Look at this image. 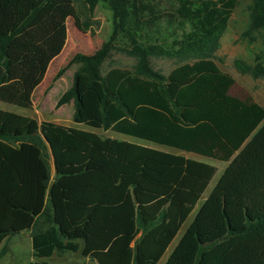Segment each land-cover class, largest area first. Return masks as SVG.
Returning <instances> with one entry per match:
<instances>
[{"label":"trees","instance_id":"obj_1","mask_svg":"<svg viewBox=\"0 0 264 264\" xmlns=\"http://www.w3.org/2000/svg\"><path fill=\"white\" fill-rule=\"evenodd\" d=\"M240 1L0 0L1 103L31 108L65 48L67 20L85 29L76 4L91 14L104 3L109 40L73 57V85L57 105L73 101L76 124L231 161L165 264H264V108L233 95L236 80L214 61ZM161 22L182 31L168 47L151 42ZM250 31L264 42V0H252ZM120 42L134 70L103 73ZM151 57L192 61L164 75ZM235 67L264 78L261 63ZM216 172L184 155L0 109V253L30 231L31 264L66 253L98 264H158Z\"/></svg>","mask_w":264,"mask_h":264},{"label":"rangeland","instance_id":"obj_2","mask_svg":"<svg viewBox=\"0 0 264 264\" xmlns=\"http://www.w3.org/2000/svg\"><path fill=\"white\" fill-rule=\"evenodd\" d=\"M78 14L80 16L81 24L85 27L80 30L75 25L73 19L67 20V41L64 50L59 54L50 64L47 75H45L44 83L34 93L32 97L33 105L29 109L17 108L14 105L5 104L9 107L8 110L23 116H30L37 119L39 124L43 122H54L66 127H77L83 131L95 132L104 138L120 139V140H133L136 143L147 145L150 148H155L163 151H168L173 154L184 155L193 160L205 162L213 165L217 172L211 180L209 187L205 194H203L198 206L194 213L189 216L185 222L182 232L185 233L188 226L193 221L199 208L205 202L208 195L211 194L215 188L218 179L222 173L226 171L231 161L221 162L213 158H206L203 156L194 155L193 153L182 152L171 149L167 146H160L148 141L139 140L126 135L118 134L116 132L95 129L82 124L73 122L74 116V103L73 101L64 106H58L59 98L72 87L73 76L78 69L77 64L67 66L73 57L77 54L92 55L94 54L104 42L109 40L113 31L112 18L109 8L104 3H99L93 13L87 12V7L81 3H77ZM252 0H241L235 9L233 16H231L228 28L220 39L219 47L214 53V61L219 66V69L231 75L236 80L235 85L231 89V93L240 98H251L255 102L262 105L264 108V78H254L250 75L242 74L235 67V61L247 65H255L261 63L264 66V42L262 37L257 32L250 31V17H251ZM182 31L178 23L167 24L161 22L160 26L152 31L151 42L152 44H162L166 47L172 45L174 40L179 39ZM124 44L118 43V50H115L109 59H106L102 65L103 73L108 72L112 68H121L133 71L136 65V59L130 55L121 52L119 49ZM192 61L191 59H177L170 57H151L150 62L152 67L168 75L170 71L186 62ZM66 71L63 76H58L61 69L65 67ZM52 171V169H51ZM30 231L26 232L20 241L9 243L5 246L9 257L7 262L5 258L0 259V264H29L32 243L29 240ZM174 246L171 247L165 254L163 259L158 264H165L170 259ZM82 258L77 253H66L64 255H55L49 259L51 264H82Z\"/></svg>","mask_w":264,"mask_h":264},{"label":"crops","instance_id":"obj_3","mask_svg":"<svg viewBox=\"0 0 264 264\" xmlns=\"http://www.w3.org/2000/svg\"><path fill=\"white\" fill-rule=\"evenodd\" d=\"M44 83V80H43V82L41 83V85L40 86H42V84ZM40 86H38V88H40ZM37 88V89H38ZM36 89V90H37ZM36 92V91H35ZM5 104H7V103H1L0 102V109H3V110H6V111H9L8 110V108L9 107H7V106H5ZM18 108V107H17ZM20 115V114H19ZM30 117V116H29ZM75 128H77V127H75ZM128 137V136H127ZM133 138V137H132ZM128 142H134L133 140H129ZM136 143V142H135ZM54 177H55V172H54V168H53V166H52V180L54 179ZM26 232H24V233H21L20 234V238L25 234ZM183 235H184V233L182 232V229H181V231L179 232V234H178V236L177 237H175V239H174V241L172 242V244H171V246H170V248L171 247H173L174 246V248L177 246V244L179 243V241H180V239H181V237H183ZM29 240H31V243H32V238H31V234H30V236H29ZM4 245H6V246H8V242H6V243H4ZM169 248V249H170ZM168 249V250H169ZM32 253H33V247H32ZM31 253V258H30V262H29V264H31V262H34L35 261V259H34V257H33V254ZM9 257V254H8V252L7 251H5L3 254H1L0 253V259L1 258H5L6 259V261L5 262H7V258ZM82 258V264H87V263H90V264H98L96 261H92L91 259H89V258H83V257H81ZM48 263H49V259L48 260H46ZM49 264H51V263H49Z\"/></svg>","mask_w":264,"mask_h":264},{"label":"water","instance_id":"obj_4","mask_svg":"<svg viewBox=\"0 0 264 264\" xmlns=\"http://www.w3.org/2000/svg\"><path fill=\"white\" fill-rule=\"evenodd\" d=\"M48 196H51V193L48 194ZM20 241V234L17 233L15 235H13L10 239H9V243L11 244L12 242H17Z\"/></svg>","mask_w":264,"mask_h":264}]
</instances>
